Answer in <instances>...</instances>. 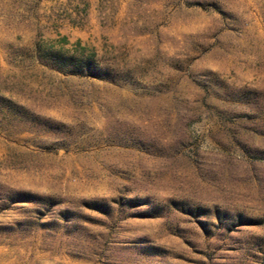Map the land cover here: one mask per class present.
Listing matches in <instances>:
<instances>
[{
	"label": "rangeland",
	"instance_id": "rangeland-1",
	"mask_svg": "<svg viewBox=\"0 0 264 264\" xmlns=\"http://www.w3.org/2000/svg\"><path fill=\"white\" fill-rule=\"evenodd\" d=\"M0 264H264V0H0Z\"/></svg>",
	"mask_w": 264,
	"mask_h": 264
}]
</instances>
